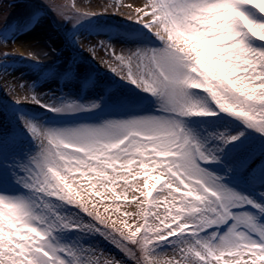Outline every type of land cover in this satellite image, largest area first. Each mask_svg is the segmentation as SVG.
Listing matches in <instances>:
<instances>
[{"label":"snow or ice","instance_id":"obj_1","mask_svg":"<svg viewBox=\"0 0 264 264\" xmlns=\"http://www.w3.org/2000/svg\"><path fill=\"white\" fill-rule=\"evenodd\" d=\"M0 264H264V0L7 2Z\"/></svg>","mask_w":264,"mask_h":264},{"label":"rangeland","instance_id":"obj_2","mask_svg":"<svg viewBox=\"0 0 264 264\" xmlns=\"http://www.w3.org/2000/svg\"><path fill=\"white\" fill-rule=\"evenodd\" d=\"M7 2H10V0H0V23H3ZM16 11H18V9H16Z\"/></svg>","mask_w":264,"mask_h":264}]
</instances>
